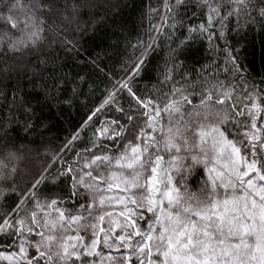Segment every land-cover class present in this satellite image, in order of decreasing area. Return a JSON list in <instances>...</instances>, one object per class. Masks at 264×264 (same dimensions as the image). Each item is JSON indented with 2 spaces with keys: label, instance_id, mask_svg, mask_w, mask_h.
Returning a JSON list of instances; mask_svg holds the SVG:
<instances>
[{
  "label": "snow or ice",
  "instance_id": "snow-or-ice-1",
  "mask_svg": "<svg viewBox=\"0 0 264 264\" xmlns=\"http://www.w3.org/2000/svg\"><path fill=\"white\" fill-rule=\"evenodd\" d=\"M190 5L204 18L196 26H186L180 16ZM5 6L7 22L17 29L11 16L15 5ZM22 7L21 35L0 31V54L36 48L48 17L66 5L62 0H28ZM164 8L161 24L152 29L157 34L162 28L184 29L177 47L198 38H206L211 47L214 39L225 38L232 18L264 31V0H164ZM150 48H141L128 79L119 82V89H126L139 107L126 110L116 90L110 91L88 119L105 106L116 114L100 122L84 146L85 155L76 153L77 160L52 177L54 182L67 178L75 207L67 206L63 197L40 200L21 194L15 207L0 216V261L264 264V102L251 98L243 108L234 103L227 107L232 91L209 83L207 77L216 78L211 71L197 74L187 87H174L163 106L140 97L129 81L142 70ZM171 79L166 73L164 80ZM62 86V80L54 79L45 92L55 98ZM13 119L2 118L0 129ZM181 153L207 170L203 198L188 191L185 172L191 176L192 170L177 165ZM0 188V199L16 191L6 182Z\"/></svg>",
  "mask_w": 264,
  "mask_h": 264
},
{
  "label": "trees",
  "instance_id": "trees-1",
  "mask_svg": "<svg viewBox=\"0 0 264 264\" xmlns=\"http://www.w3.org/2000/svg\"><path fill=\"white\" fill-rule=\"evenodd\" d=\"M62 3L66 7L48 17L44 39L36 48L0 54V122L15 116L4 125L6 135L0 129V182L16 189L0 199V216L15 207L21 194L40 200L63 197L69 207H75L76 198L69 199L67 178L54 182L52 177L66 163L76 161V153L85 155L84 146L94 138L100 122L116 114L105 106L88 119L110 91L116 90L126 110L139 107L126 89H119V82L128 79L129 70L146 44H151V48L145 64L129 81L140 97L163 106L169 98L166 94L174 87H187L197 74L203 76L211 71L216 78L207 77L209 83H216L222 91H232L227 107L234 103L243 108L251 98L264 102V31L258 26L248 27L243 18L239 24L236 18L227 21L225 38L214 39L211 47L206 38L177 47L179 38L186 35L184 29L162 28L161 34L152 29L162 22L164 0ZM6 4L15 5L11 16L18 21L17 29L7 22ZM27 4L28 0H0V31L20 36L26 14L22 6ZM180 16L186 26H196L204 19L194 5L182 8ZM229 55L235 60V67ZM209 64L210 69L204 67ZM166 73H171V80H164ZM54 79L63 81L55 98L45 92V86ZM28 105L30 110L26 111ZM6 175L8 179L4 181ZM33 184L35 188L31 187ZM194 184L192 192L203 198V177L196 176Z\"/></svg>",
  "mask_w": 264,
  "mask_h": 264
},
{
  "label": "rangeland",
  "instance_id": "rangeland-1",
  "mask_svg": "<svg viewBox=\"0 0 264 264\" xmlns=\"http://www.w3.org/2000/svg\"><path fill=\"white\" fill-rule=\"evenodd\" d=\"M0 20L2 19L0 18ZM237 119H240V117H237ZM180 156L181 159L177 161V165L181 167V170L183 171L184 169H188V168H191L192 170L191 176H189L188 173L185 172V176L187 178L188 191L192 192L193 189L195 190V185H196L194 184L195 177L201 175L203 177V180L206 181L208 173L207 170L204 168L203 164H193L191 156L188 153H181ZM174 178L178 179L179 173H175ZM0 264H7V262L0 261Z\"/></svg>",
  "mask_w": 264,
  "mask_h": 264
}]
</instances>
